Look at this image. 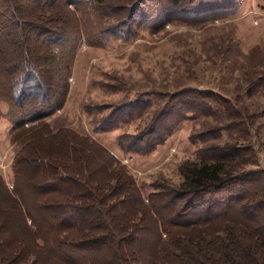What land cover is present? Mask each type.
<instances>
[{
    "label": "trees",
    "instance_id": "trees-1",
    "mask_svg": "<svg viewBox=\"0 0 264 264\" xmlns=\"http://www.w3.org/2000/svg\"><path fill=\"white\" fill-rule=\"evenodd\" d=\"M63 1L64 12L53 9L58 0H35L33 9L36 16L32 21L37 23V28L30 32L37 31L42 49L51 56H60L66 46L71 57L80 37L92 45L99 42L98 26L103 21L100 14L108 18L123 17L119 22L123 28L136 16L139 19L149 17L153 12L152 9L141 13L144 0H119L113 5L107 0ZM185 1L194 0H166V3L171 8H178ZM6 3L18 22L17 0H6ZM235 3L237 0H195L192 10L203 12ZM82 4L89 8L88 15L81 12ZM16 22L11 24L16 25ZM55 22L57 26H53ZM19 37L21 34L16 38L23 42ZM18 39L14 38L16 51ZM7 46L10 51L14 49L12 43ZM0 53L4 58V62L0 61V88L4 87L10 94L6 98L0 95V103L8 104L5 113L0 108V119L8 118L16 131L26 135L12 161L11 187L0 175V264H264V187H254L256 175L264 173L247 170L234 174L231 161L241 154L229 150L232 146H209L206 150L210 152L199 162L179 167L183 180L177 192H172L177 200L185 201L183 211L188 212L170 215L163 222L153 197L159 196L165 207V191L151 194L149 205H146L134 182L127 183L123 175L116 183H107V189H102L96 169L87 171L84 162L77 164L78 158L71 160L68 157V139L59 143L52 140L57 133L46 138L36 134L37 131L32 132V128H24L28 119L41 120L61 107L67 88L62 81L61 87L57 84L58 88L54 90V84L49 81L51 70L39 60L30 61L26 50L12 60L2 46ZM38 56L44 59V53H38ZM60 63L54 70L58 76H62L64 70L63 61ZM260 86H264L263 82L254 83L249 91ZM55 91L58 93H51ZM30 96L34 97L28 100H35L37 104L34 102L30 111L19 109L17 119H13V111L20 106L18 103ZM164 97L165 102L153 113L154 118L146 129L125 135L128 142L119 137L123 152L142 155L152 152L188 114L213 116L224 110L231 119L224 128L242 127L244 130V121L233 108V102L222 96L198 89H182ZM64 130L60 133L68 136L70 131ZM18 132L12 136L13 141L22 136ZM80 139L82 142L77 141L72 146L74 150L79 146L77 152L85 155L81 145L87 151L90 147L95 148L110 158L111 164H116L107 149L89 137ZM73 142L74 139L70 141ZM140 143L144 146H138ZM108 170L112 174L113 170ZM36 172L37 178L35 174L31 175ZM237 182L241 184L238 188ZM127 186L132 187L135 194L126 190ZM222 190L226 195L217 200L216 196ZM243 199L247 200L244 204ZM132 201L134 208L127 213L124 209ZM206 202L208 205L204 210H196L189 219L190 211L203 207ZM219 203L224 206L215 212V205ZM172 207L168 206L169 211ZM137 214L141 219L134 224L132 217ZM182 215L185 216L180 219ZM150 231L157 234L158 239L147 243L145 233ZM161 234L167 238L161 240Z\"/></svg>",
    "mask_w": 264,
    "mask_h": 264
},
{
    "label": "rangeland",
    "instance_id": "rangeland-1",
    "mask_svg": "<svg viewBox=\"0 0 264 264\" xmlns=\"http://www.w3.org/2000/svg\"><path fill=\"white\" fill-rule=\"evenodd\" d=\"M107 2L113 5L119 0ZM6 4V0H0V46L10 54L11 60L26 50L30 61L39 60L51 70L49 81L54 84V90L58 88L57 84L61 87L62 81L67 88L61 107L41 120L28 119L24 128H32V132L37 131L36 134L46 138L57 133L52 140L59 143L68 139V157L71 160L78 158L77 164L84 162L87 171L96 169L102 189H107V183L114 184L123 175L127 183L134 182L146 205H149L151 194L165 191V207L159 196L153 198L160 219L166 222L170 215L188 212L183 211L185 201H179L173 195L183 180L179 167L199 162L210 152L206 150L209 146L229 145L234 154H241L231 161L234 174L247 170L264 173V86L249 91L254 83L264 84V0H237L234 5L226 4L203 12L192 10L195 0L185 1L178 8H171L166 0H144L141 13L153 9L151 16L140 19L136 16L122 28L119 22L123 17L108 18L100 14L103 21L98 26L99 42L92 45L83 37L78 38L71 57L66 46L60 56L49 55L42 49L37 31L30 32L37 28V23L32 21L36 16L33 12L35 0H17L18 22ZM64 6L65 2L58 0L53 9L64 12ZM79 8L88 15L87 6L82 4ZM20 21L22 26L19 27ZM57 24L55 22L53 26ZM18 28L21 31H17ZM19 34L23 42L16 38ZM14 38L18 39V51ZM7 43L14 44L12 51ZM1 53L0 61L4 62ZM38 53H44L43 60ZM60 61L64 63V70L61 69L64 76H58L54 71ZM182 89L208 91L231 100L244 121V130L242 127L225 129L231 119L224 110L213 113V116L188 114L152 152L145 155L123 152L119 137L128 142L125 135L138 134L146 129L154 118L153 113L165 102L164 96ZM5 91L1 87L0 95L9 97ZM51 93L57 94L58 91ZM31 97L34 96L18 103L20 106L13 111V119H17L18 111L33 108L36 101L28 100ZM0 108L5 113L8 104L1 102ZM66 129L70 131L68 136L60 133ZM16 132L8 118L0 119V175L10 187L13 182L12 161L22 148V137L26 136L20 131L22 136L13 141ZM79 136L89 137L107 149L116 164H111V159L98 149L90 147V152L80 144L85 155L77 152L79 146L74 150L72 146L77 141L82 142ZM73 139L76 143H70ZM138 146L144 145L140 143ZM108 168L113 170L112 174ZM34 174L37 178V172L31 175ZM256 178L254 187L263 188L264 175H256ZM235 186L238 188L241 184L237 182ZM126 190L135 194L132 187L127 186ZM225 195V190L219 191L216 199L222 200L220 198ZM133 201L135 203L136 199ZM133 201L124 209L127 213L134 208ZM246 201L243 199L242 204ZM207 205L206 202L203 207L191 210L189 219L196 210H204ZM168 206H173L170 211ZM215 206L216 212L224 204ZM132 218L134 224L141 219L139 214ZM145 238L147 243L158 239L151 231L145 233ZM166 238L161 234V240Z\"/></svg>",
    "mask_w": 264,
    "mask_h": 264
}]
</instances>
